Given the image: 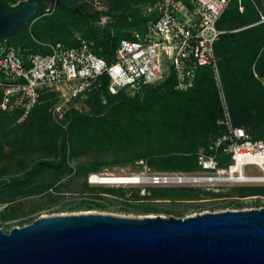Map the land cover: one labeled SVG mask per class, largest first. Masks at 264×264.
Wrapping results in <instances>:
<instances>
[{"label":"trees","instance_id":"1","mask_svg":"<svg viewBox=\"0 0 264 264\" xmlns=\"http://www.w3.org/2000/svg\"><path fill=\"white\" fill-rule=\"evenodd\" d=\"M5 1L8 9H15L25 0ZM141 1L149 0H118L114 6L122 8L129 19L127 24H139L138 29L143 30L145 19L140 8L132 6ZM38 2V14L8 36L23 49L41 50L42 41L77 44V38L73 42L64 40L70 34L68 24L72 23V18L88 23L90 16L97 15L84 10L77 0ZM262 3V0L230 1L217 23L218 27L227 29L215 43L218 75L212 66H201L195 86L187 90L175 88L173 73L161 83L146 86L148 90L143 96L140 92L129 95L124 91L111 94L107 90H98L87 98L91 105L89 111L72 107L59 116L60 121L50 109L54 102L53 90L44 92L22 120H19L22 111L0 107L3 139L11 144L31 146L43 153V157L23 174L3 177L0 173V195L19 190L40 178L53 185L71 173L87 177L91 171L98 170L103 156H110L117 162L146 158L153 164L178 170L198 169L199 151L213 134L223 129L218 122L224 115L222 91L233 122L244 126L254 138L263 137L264 84L255 75V71L264 75V22L260 21L259 10ZM242 25L247 26L231 30ZM91 28L95 49L103 56L112 55L122 38L132 37L131 32L125 30L118 32L112 43H105L97 38L96 28ZM35 36L42 40L35 41ZM109 97L112 101L105 103ZM4 140H0L1 148ZM80 156H90L91 162L71 163L72 158ZM105 189L114 194L120 192L118 187ZM150 189L153 190L152 198L194 195L201 191L193 186H154ZM252 191L253 194H264V186L253 187ZM160 202L150 200L121 209L182 215L181 209L161 206ZM99 206L108 209L107 204L100 203Z\"/></svg>","mask_w":264,"mask_h":264},{"label":"built area","instance_id":"2","mask_svg":"<svg viewBox=\"0 0 264 264\" xmlns=\"http://www.w3.org/2000/svg\"><path fill=\"white\" fill-rule=\"evenodd\" d=\"M231 0H160L140 10L144 29L131 31L114 53H97L95 42L79 39L77 44L42 41L43 49H23L8 36L0 38V107L22 111L26 116L47 90L55 91L51 112L61 116L94 91L111 94L122 91L135 95L148 85L175 75V88L187 90L196 84L197 71L210 65L218 75L215 43L227 29L217 23ZM260 21L264 22V0ZM247 25L236 26L233 31ZM255 75L264 84V75ZM223 129L213 134L199 151L197 171H167L151 176L152 181L183 185H213L232 182L264 184V136L254 138L242 125L233 122L222 91ZM143 160V159H142ZM252 165L260 173L247 172ZM91 173L89 181L107 182ZM139 176L136 174L134 176ZM254 178V179H253ZM136 179V177H135ZM119 184L140 181H113ZM256 196L264 194H254ZM8 203L0 201L2 213Z\"/></svg>","mask_w":264,"mask_h":264},{"label":"water","instance_id":"3","mask_svg":"<svg viewBox=\"0 0 264 264\" xmlns=\"http://www.w3.org/2000/svg\"><path fill=\"white\" fill-rule=\"evenodd\" d=\"M38 12V0L15 9L0 0V38ZM0 264H264V206L185 216L45 214L0 228Z\"/></svg>","mask_w":264,"mask_h":264},{"label":"rangeland","instance_id":"4","mask_svg":"<svg viewBox=\"0 0 264 264\" xmlns=\"http://www.w3.org/2000/svg\"><path fill=\"white\" fill-rule=\"evenodd\" d=\"M20 0H14V3ZM82 3L84 10L97 15L90 16L89 22L79 18H72V23L68 24L70 34L64 40L73 42L77 39H91L95 41L91 27H95L97 38L105 43H112L118 32H124L138 28L137 24H127L128 18L124 15L122 8L114 5L118 0H77ZM160 0H149L148 2L133 3V7H139L147 3L155 4ZM35 41H41L35 36ZM63 42V41H62ZM65 43V42H64ZM67 44V43H66ZM148 88H143L140 93L143 96ZM112 101V98L105 99V103ZM79 109L89 111L90 103L86 100L78 102ZM25 116H21L22 120ZM60 121V117L56 118ZM0 140H4L0 135ZM43 157L41 150L24 147L18 144L7 143L3 141L0 147V173L3 177L23 174L36 160ZM90 156H80L71 159V163L76 165L80 162H91ZM143 159V160H142ZM98 170L91 171L87 177L85 175L68 174L51 185L47 180L40 178L25 187L3 193L0 200H4L8 205L3 214V229L9 230L14 225H22L32 221L34 218L52 213H70L82 211H106L121 215H143L146 213H137L129 210H123L122 207L136 206V204L146 203L150 200L161 201V206H173L182 210V215L195 214L203 211H215L227 208H248L264 206V197L254 195L253 187L264 186L257 182H226L213 185H183L154 182L151 176L167 171H176V168H170L163 164H153L146 158H140L125 162L114 161L112 157L103 156L98 163ZM199 169V168H198ZM194 169L192 171H197ZM252 165H247V172L260 173L252 170ZM105 172L136 175L141 174L149 177L148 181L127 182L119 184L116 182H91L89 175L91 173L103 174ZM154 186L165 187H196L201 191L194 195H180L171 197L152 198V189ZM106 187H118L120 192L114 194L105 189ZM173 191V190H170ZM263 195V194H262ZM100 203L108 205V209H102ZM168 203V204H167ZM153 214H156L152 212ZM162 214H166L163 212Z\"/></svg>","mask_w":264,"mask_h":264},{"label":"bare ground","instance_id":"5","mask_svg":"<svg viewBox=\"0 0 264 264\" xmlns=\"http://www.w3.org/2000/svg\"><path fill=\"white\" fill-rule=\"evenodd\" d=\"M98 178H101L104 181L107 182H113V181H118V180H124V181H148L149 177L145 175H125V174H116V173H110V172H105L103 174H98L96 175ZM136 177V179H135ZM254 179V178H253Z\"/></svg>","mask_w":264,"mask_h":264}]
</instances>
